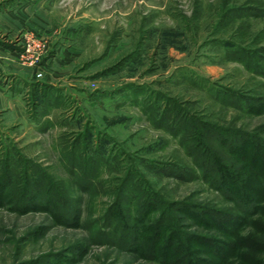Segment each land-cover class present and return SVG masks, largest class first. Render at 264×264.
Here are the masks:
<instances>
[{
	"label": "rangeland",
	"instance_id": "rangeland-1",
	"mask_svg": "<svg viewBox=\"0 0 264 264\" xmlns=\"http://www.w3.org/2000/svg\"><path fill=\"white\" fill-rule=\"evenodd\" d=\"M18 7L27 24L14 34L0 29V47L18 50L31 72L0 77V176L13 171L21 186L0 197V264H163L148 258L141 236L129 250L100 229L109 219L139 229L141 201L129 204L127 193L136 182L168 209L172 227L213 233L183 220L173 204L223 209L235 199L202 176L169 175L199 171L190 153L204 148L262 196L264 177L222 139H264V109L245 106L247 97L264 99V0H0V11ZM174 116L191 123L176 128ZM192 129L196 135L185 136ZM19 195L34 205L19 208ZM249 197L264 213V195ZM51 199L66 202L62 213L79 212V224L57 216ZM151 217L145 239L163 215ZM201 252L215 261L223 255ZM233 258L240 261L226 264Z\"/></svg>",
	"mask_w": 264,
	"mask_h": 264
},
{
	"label": "trees",
	"instance_id": "trees-1",
	"mask_svg": "<svg viewBox=\"0 0 264 264\" xmlns=\"http://www.w3.org/2000/svg\"><path fill=\"white\" fill-rule=\"evenodd\" d=\"M263 63L264 61L260 62L259 65L262 66ZM245 102H247L245 106L253 110L264 109V99H251L247 97ZM173 119L172 124L174 125L172 126H176V128H184V126L191 123L189 120L178 118V116H174ZM193 131L192 129L185 136L192 137L196 135V131ZM210 132L213 134L209 129ZM222 143L224 146H229L228 150L232 155L234 154L236 157L249 162V172L258 173L259 176L264 177V139L255 138V140H252L251 136L245 132L230 134L229 136L225 135ZM190 154L194 157L195 166H198L199 171L194 166H188L190 169L188 172L182 168H172L170 169L169 175L180 180H187L189 176L193 178L196 175H199V177L202 176L204 179L210 180L212 182L210 184L219 192L225 196L233 197L235 204L222 209L208 205L206 207L203 205H192L180 201L174 203L173 206L183 220L189 219L193 225L210 228L213 233H189L184 229L172 227L166 219L168 216H165L167 215L168 209L166 207L161 209L154 201V194L149 192L145 195V190L141 189L138 183L135 182L130 183V189L127 193L130 194L131 198L129 199V204L133 203V201L137 202L136 200L141 201V204L137 203L140 206H137L136 212L134 211L135 218L141 222L139 229L127 228L124 224H119L116 219H109L108 223L112 221V226L110 225L111 229L109 228L110 226L107 229L102 227L100 229L102 234H112L114 238H117V241L119 240L118 243L121 244L120 246L122 248L129 250L138 246V236H141L139 239L147 246L148 258L159 259L163 264H226L229 260L228 258L235 255L238 256V260L240 261L238 262L236 260L237 262H234L233 258L229 264H264V213L261 211L260 213L258 212L260 209L258 202L252 204L249 201V194L253 192H255L258 200L262 199L264 193L262 196L257 194V192L262 193V190L251 188L253 191H248L243 189L240 181L236 180V177L228 170H221V164L214 161V157L212 159L211 154L206 153L205 148L202 149L201 153ZM78 164L79 168L81 170L83 169L82 171H85V169L87 171L89 170L87 164H80V160ZM18 180L19 178L16 177L13 171H5L0 176V197L4 198V196H7V199H10V192L11 196L17 195L18 193L14 194V191H18V188L21 187ZM229 180H232V182H228ZM20 196L21 203L19 204V208H30L34 205L32 204L34 197ZM49 202L47 204L52 208L51 210L58 212L57 216L64 218L67 223L70 222L69 220H71V223L78 222L77 216L75 215H78L79 212H73L72 210L68 213H62L66 205L65 201L58 202L57 199H51ZM153 212H160L163 215V219L160 218L158 221L152 223L150 233L147 239H145V222L151 221ZM122 225L125 229L118 230V227ZM247 226L249 229L246 232H241ZM110 230L112 231L110 232ZM214 232L222 233L227 239H221ZM131 234L133 237H130ZM178 235H183L186 242L177 239L176 237ZM189 243L199 246L197 251H191L188 248ZM166 248H169V250H166ZM201 251H208L215 255L222 253L223 255H220V261H215L212 258L203 257L201 254L198 255L197 253H202ZM224 254L228 256L226 257ZM168 256L169 258H167Z\"/></svg>",
	"mask_w": 264,
	"mask_h": 264
},
{
	"label": "crops",
	"instance_id": "crops-1",
	"mask_svg": "<svg viewBox=\"0 0 264 264\" xmlns=\"http://www.w3.org/2000/svg\"><path fill=\"white\" fill-rule=\"evenodd\" d=\"M21 8L15 9L11 12L0 11V29L13 31L11 34L18 32L26 26V17L19 11ZM26 10V9H24ZM5 33V32H4ZM0 55L4 56V64L0 66V77L9 73L15 77L21 76L24 79H27L31 72L29 68L22 66L18 62L19 52L18 50L5 49L0 47Z\"/></svg>",
	"mask_w": 264,
	"mask_h": 264
},
{
	"label": "built area",
	"instance_id": "built-area-1",
	"mask_svg": "<svg viewBox=\"0 0 264 264\" xmlns=\"http://www.w3.org/2000/svg\"><path fill=\"white\" fill-rule=\"evenodd\" d=\"M28 51H30V49H28ZM38 59V58H37ZM33 62V61H32ZM38 76H42L40 73L38 74Z\"/></svg>",
	"mask_w": 264,
	"mask_h": 264
}]
</instances>
